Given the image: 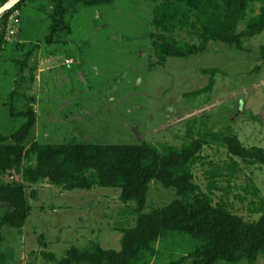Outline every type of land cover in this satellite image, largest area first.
<instances>
[{"label": "rangeland", "instance_id": "374dc122", "mask_svg": "<svg viewBox=\"0 0 264 264\" xmlns=\"http://www.w3.org/2000/svg\"><path fill=\"white\" fill-rule=\"evenodd\" d=\"M153 4L154 0H116L107 6H77L67 15L69 32L52 45L45 43L52 11L49 0L30 1L16 10L9 17L0 57V134L10 135L23 123V118L10 115L8 95L15 87L16 61L24 50L35 47L29 63L35 71H26L27 81L14 101L15 110L20 111L26 97L31 98L37 118L31 140L149 141L161 148L216 133L236 135L247 146L264 147V31L244 40L242 50L212 44L203 53L169 58L164 67L150 70ZM210 77L215 84L207 89ZM202 156L194 175L206 189L210 172L219 168L226 172L229 156L215 143L206 144ZM238 163L235 177L219 178L222 189L217 195L234 212L254 220L264 214V169ZM254 188L256 196L251 195ZM32 191L37 192L36 198L31 197ZM27 193L31 215L21 235L3 229L0 251L5 259L0 264H45L40 251L62 256L69 246L92 240L119 250L117 229L134 223L126 214L133 204L119 200V189L65 191L37 183L29 185ZM175 196L173 190L152 183L147 210ZM254 264H264V259Z\"/></svg>", "mask_w": 264, "mask_h": 264}, {"label": "trees", "instance_id": "16d2710c", "mask_svg": "<svg viewBox=\"0 0 264 264\" xmlns=\"http://www.w3.org/2000/svg\"><path fill=\"white\" fill-rule=\"evenodd\" d=\"M7 1L0 0V7ZM30 1L37 0H20L0 17V57L9 17ZM49 1L52 11L45 35L47 45L69 32L70 10L107 6L116 0ZM242 20L247 21L240 28ZM263 31L264 0H154L148 68L164 67L169 58H190L212 44L242 50L244 40ZM34 50H24L22 59L16 61L15 87L8 95L10 115L23 118V123L10 135L0 134V243L5 228L22 234L32 212L28 186L46 183L65 191L119 189V200L133 204L126 214L134 223L117 229L121 233L119 250L106 249L92 240L69 246L62 256L40 251L45 264H254L264 259V214L247 220L217 195L222 189L219 178L235 177L240 169L238 161L264 169V147L247 146L236 135L216 133L199 134L190 142L161 148L149 141L98 144L31 140L37 119L31 98L26 97L20 111L15 110L14 101L27 81L26 71H35L29 67ZM29 80L33 83L35 77L31 75ZM214 84L210 77L207 89ZM208 143L226 149L229 161L226 172L220 168L210 172L203 189L195 181L194 167L202 162ZM152 183L173 190L175 198L147 210ZM257 194L254 188L251 195ZM31 197L36 198L37 192L32 191ZM4 259L0 251V260Z\"/></svg>", "mask_w": 264, "mask_h": 264}, {"label": "water", "instance_id": "95a60500", "mask_svg": "<svg viewBox=\"0 0 264 264\" xmlns=\"http://www.w3.org/2000/svg\"><path fill=\"white\" fill-rule=\"evenodd\" d=\"M20 0H8L4 5L0 7V17L3 15V13L9 9H11L17 2Z\"/></svg>", "mask_w": 264, "mask_h": 264}]
</instances>
